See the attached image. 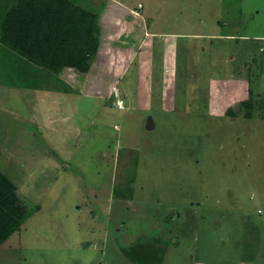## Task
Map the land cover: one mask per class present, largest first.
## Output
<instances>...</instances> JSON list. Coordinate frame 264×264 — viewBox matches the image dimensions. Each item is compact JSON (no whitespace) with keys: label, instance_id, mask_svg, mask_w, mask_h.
I'll return each instance as SVG.
<instances>
[{"label":"rangeland","instance_id":"1","mask_svg":"<svg viewBox=\"0 0 264 264\" xmlns=\"http://www.w3.org/2000/svg\"><path fill=\"white\" fill-rule=\"evenodd\" d=\"M70 1L106 31L87 75L0 43V172L25 212L0 264H264V0H133L155 34L132 58L107 48L135 23L101 18L118 3Z\"/></svg>","mask_w":264,"mask_h":264},{"label":"trees","instance_id":"2","mask_svg":"<svg viewBox=\"0 0 264 264\" xmlns=\"http://www.w3.org/2000/svg\"><path fill=\"white\" fill-rule=\"evenodd\" d=\"M96 20L94 13L70 0H21L2 19L0 43L50 73L69 69L84 75L97 53ZM14 188L0 172V244L24 218Z\"/></svg>","mask_w":264,"mask_h":264},{"label":"crops","instance_id":"3","mask_svg":"<svg viewBox=\"0 0 264 264\" xmlns=\"http://www.w3.org/2000/svg\"><path fill=\"white\" fill-rule=\"evenodd\" d=\"M119 0H111L110 2H113V3H118L119 4V8H117L118 10H116V7H112L111 6V4H108V5H110L112 8L110 9V8H105L104 10H103V13L101 14V13H99L100 15H102L101 16V18L105 15V16H107V17H109V16H111V15H113L114 16V20L117 22V21H119L118 19L116 20L115 18L118 16V18H121V17H123V16H129L132 20H135V23L133 24H130V26H129V36H128V39H127V42L126 43H122V44H113V46H111L112 45V42L115 40V38H113L112 40H109V45H108V50H109V48L110 47H112L111 48V50H113L114 52H115V50L116 49H119V52H123L124 53V51L128 54V56H131L130 58H132L133 57V55L135 54L134 52L135 51H133L134 50V48H136V46H137V40L140 38V36L139 35H136V33H135V31L136 32H139V33H141V34H143V37H142V39L141 40H143V38L145 37V35H150V34H155L154 32H149L148 31V27H149V23H147V19L145 18L144 19V17L147 15V16H149V15H151V16H153L154 15V12H152V11H150V10H147V9H145V12L146 13H143L142 11L139 13L138 12V8H137V3H140V2H137L136 4H133L132 3V1L133 0H124V2L125 3H121V2H118ZM181 1V0H180ZM220 1H222V0H214V2H216V3H220ZM165 0H162V2H161V4H165ZM142 8V7H141ZM158 12L159 11H157V12H155V13H157L158 14ZM251 13V12H250ZM111 14V15H110ZM253 15V14H252ZM155 16V15H154ZM253 17H254V15H253ZM136 22L137 23H139L138 25H135L136 24ZM113 24H114V22H113ZM100 26H102V25H99V33H100V39L102 40V35H103V33L105 34L106 33V31H105V29H103L102 27H100ZM106 27H108V26H106ZM118 27V26H117ZM117 30V29H116ZM114 36H115V34H114ZM211 36H216V34L215 33H210L209 34V37H211ZM261 38H263L264 39V36H262ZM107 40V39H106ZM112 41V42H111ZM140 42V41H139ZM101 44V43H100ZM111 44V45H110ZM104 50H105V47H103V46H100L99 47V49H98V52H97V55L98 56H100L103 52H104ZM117 51V50H116ZM131 54V55H130ZM101 58H103V60L104 59H106L105 61H106V67H107V69L108 70H110V69H113L112 67H110L111 66V64H113V58H112V56L111 55H109L108 53L106 54V56H103V57H101ZM129 58V57H128ZM97 61H93V63H92V65H91V71H92V69L94 68L93 66L95 65V63H96ZM93 67V68H92ZM69 70V69H68ZM70 71H72V70H70ZM72 73V72H71ZM73 73L75 74L74 76L76 77H78V76H81V74H77L76 72H74L73 71ZM88 73H85V75H87ZM73 80V79H72ZM111 87H112V85L110 84L109 85V87L108 88H110L111 89ZM0 94H1V91H0Z\"/></svg>","mask_w":264,"mask_h":264},{"label":"bare ground","instance_id":"4","mask_svg":"<svg viewBox=\"0 0 264 264\" xmlns=\"http://www.w3.org/2000/svg\"><path fill=\"white\" fill-rule=\"evenodd\" d=\"M116 105H117L118 108H122L121 103L119 104V103L117 102Z\"/></svg>","mask_w":264,"mask_h":264},{"label":"water","instance_id":"5","mask_svg":"<svg viewBox=\"0 0 264 264\" xmlns=\"http://www.w3.org/2000/svg\"><path fill=\"white\" fill-rule=\"evenodd\" d=\"M152 125L151 120L148 121V127H150Z\"/></svg>","mask_w":264,"mask_h":264},{"label":"clouds","instance_id":"6","mask_svg":"<svg viewBox=\"0 0 264 264\" xmlns=\"http://www.w3.org/2000/svg\"><path fill=\"white\" fill-rule=\"evenodd\" d=\"M122 106V105H121ZM122 108H123V106H122Z\"/></svg>","mask_w":264,"mask_h":264}]
</instances>
